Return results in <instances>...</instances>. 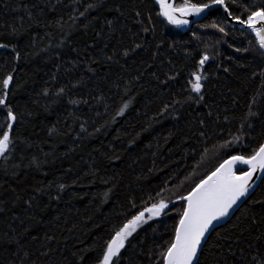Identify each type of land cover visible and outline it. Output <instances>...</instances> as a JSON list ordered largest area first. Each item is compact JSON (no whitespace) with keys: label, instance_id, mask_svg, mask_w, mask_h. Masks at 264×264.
I'll return each mask as SVG.
<instances>
[{"label":"trees","instance_id":"16d2710c","mask_svg":"<svg viewBox=\"0 0 264 264\" xmlns=\"http://www.w3.org/2000/svg\"><path fill=\"white\" fill-rule=\"evenodd\" d=\"M225 4L245 19L264 0ZM0 45L17 117L14 147L0 156V264H97L118 227L163 199L165 213L117 261L161 264L177 197L264 143V50L221 6L180 29L156 0H0ZM205 54V87L191 93ZM6 113L0 106V128ZM200 260L264 264V178Z\"/></svg>","mask_w":264,"mask_h":264},{"label":"snow or ice","instance_id":"6c2138e0","mask_svg":"<svg viewBox=\"0 0 264 264\" xmlns=\"http://www.w3.org/2000/svg\"><path fill=\"white\" fill-rule=\"evenodd\" d=\"M156 3L159 5V15L164 17L169 24L177 26L187 24L188 20L184 17L189 14H200L214 5L224 6L225 11L228 9L225 0H209L208 3H192L191 0H183V3L178 6L171 0H156ZM228 15L232 13L228 12ZM233 19L246 25L254 33L259 48L264 50V7L249 10L245 19H241L240 16H233ZM0 47L7 46L0 45ZM208 59L206 54L203 55L198 61L197 69L190 73L191 79L187 83L191 93L200 94L205 87L204 81L207 77L201 70ZM11 81L12 76L8 75L0 82L3 88L0 93V106L7 108V128H0L2 132L0 134V156L14 147L11 131L17 117L6 103L7 90ZM200 98L203 99L202 96ZM188 99H192L191 95ZM127 106L125 104L119 110L118 115L122 114ZM233 139H238V137H233ZM225 146H228L227 142ZM239 165H246L247 171H238ZM258 170L264 171V143H261L251 155L228 156L213 171L195 183L186 195L177 197L185 203L175 222L170 240L164 242L165 247L160 254L161 264H201L200 257L206 233L210 232L215 221L227 216L229 210L248 193L254 182L253 176ZM60 187L62 188L63 185ZM168 206V202L160 199L127 219L106 241L102 255L97 259V264H117L121 250L125 248L129 237L142 224L165 213Z\"/></svg>","mask_w":264,"mask_h":264},{"label":"water","instance_id":"95a60500","mask_svg":"<svg viewBox=\"0 0 264 264\" xmlns=\"http://www.w3.org/2000/svg\"><path fill=\"white\" fill-rule=\"evenodd\" d=\"M172 3H174L176 5L177 3V0H171ZM159 6V5H158ZM216 6H221V5H214L208 9H205L202 13L200 14H189L188 16L184 17V19H187L188 20V23L187 24H184V25H172L176 28H180V29H187L193 25H195L196 23H198L199 21H201L202 19H204V17L206 16L207 12L209 10H211L212 8L216 7ZM223 8V11L225 13V15L227 16V18L232 22V23H236V24H239L240 26L242 27H245L247 28L246 25L244 24H241L239 21L235 20L232 18L231 15H228V12L229 10L227 9V11H225V8L224 6H221ZM237 170H243V171H247V166L246 165H239ZM264 178V171H257L254 176H253V183H252V187L249 189L248 193L244 196V197H241V199L237 202L236 205H234L232 207V209L229 210V213L227 216L221 218L220 220L218 221H215L214 222V226L213 228L210 230L209 233H206V240L208 238V236L210 235L211 231L219 226V225H222L224 224L232 215L233 213L243 204V202L252 194V192L256 189V187L259 185V183L262 181V179ZM206 240L204 241V243L206 242ZM203 243V245H204Z\"/></svg>","mask_w":264,"mask_h":264},{"label":"rangeland","instance_id":"374dc122","mask_svg":"<svg viewBox=\"0 0 264 264\" xmlns=\"http://www.w3.org/2000/svg\"><path fill=\"white\" fill-rule=\"evenodd\" d=\"M146 215H147V214H146ZM162 215H163V213H162L161 216H159V217H154L153 219L148 220L147 223H149V222H151V221H153V220H155V219L161 218ZM147 223H144V224H142L141 226H143V225H145V224H147ZM141 226H140V227H141Z\"/></svg>","mask_w":264,"mask_h":264}]
</instances>
